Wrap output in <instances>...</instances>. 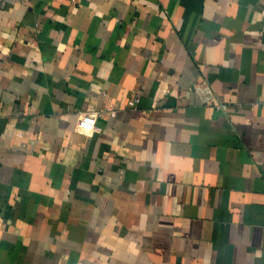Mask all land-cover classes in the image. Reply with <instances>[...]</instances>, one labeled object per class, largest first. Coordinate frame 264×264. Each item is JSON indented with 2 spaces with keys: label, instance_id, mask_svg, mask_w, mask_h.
<instances>
[{
  "label": "crops",
  "instance_id": "obj_1",
  "mask_svg": "<svg viewBox=\"0 0 264 264\" xmlns=\"http://www.w3.org/2000/svg\"><path fill=\"white\" fill-rule=\"evenodd\" d=\"M0 264H264V0H0Z\"/></svg>",
  "mask_w": 264,
  "mask_h": 264
},
{
  "label": "built area",
  "instance_id": "obj_2",
  "mask_svg": "<svg viewBox=\"0 0 264 264\" xmlns=\"http://www.w3.org/2000/svg\"><path fill=\"white\" fill-rule=\"evenodd\" d=\"M140 94L136 92L131 100L127 102L128 107H135L139 102ZM221 108H225L224 104L220 105ZM76 128L80 132H91L97 129L96 125V113L92 111L81 112L78 115Z\"/></svg>",
  "mask_w": 264,
  "mask_h": 264
}]
</instances>
